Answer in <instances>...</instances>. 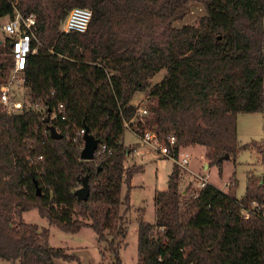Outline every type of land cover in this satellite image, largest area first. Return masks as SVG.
Returning a JSON list of instances; mask_svg holds the SVG:
<instances>
[{"label": "trees", "instance_id": "16d2710c", "mask_svg": "<svg viewBox=\"0 0 264 264\" xmlns=\"http://www.w3.org/2000/svg\"><path fill=\"white\" fill-rule=\"evenodd\" d=\"M192 1L205 13L175 26ZM75 6L91 11L86 29L60 30ZM15 10L35 15L37 50L24 69L27 101L11 114L0 103V259H76L50 245L47 227L23 220L36 208L64 232L91 228L107 242L112 263L122 264L116 242L126 236L131 178L142 170L124 166L132 151L123 140L125 122L139 134L145 127L162 139L173 134L175 157L180 148L203 146L219 172L221 156L256 146L238 144L236 123L239 113L264 111V0H0V17ZM9 44H0V86L13 62ZM161 69L165 75L152 84ZM137 92L149 98L150 115L133 123ZM58 103L65 117L47 123ZM50 124L60 138L50 136ZM81 129L99 140L91 160L80 158ZM178 175L173 164L167 188L155 191L154 222L138 217L137 264H264V176L248 172L238 198L210 183L195 196V189L180 191ZM84 177L89 194L80 200L74 191Z\"/></svg>", "mask_w": 264, "mask_h": 264}, {"label": "rangeland", "instance_id": "374dc122", "mask_svg": "<svg viewBox=\"0 0 264 264\" xmlns=\"http://www.w3.org/2000/svg\"><path fill=\"white\" fill-rule=\"evenodd\" d=\"M204 13L203 6L200 3L192 1L190 2L187 15L183 19L176 21L174 25L181 27L185 24L195 23ZM5 19V16L0 17L1 46L5 40V36L1 31V24ZM3 55L4 52L1 50L0 56ZM165 73L166 70L161 69L151 78V83L159 82ZM11 99L27 101V95L20 89H14L11 93ZM149 102V98L145 92H137L134 95L132 103L137 107L147 110V113L143 115L137 113L134 120L144 122L145 118L150 115ZM129 129V127L125 129L123 140L125 146L132 151L131 154H127L124 157V166L127 167L131 164H137L142 166V170L134 173L131 178V187L129 189L130 208L125 214L127 226L126 236L124 238H118L116 243H119L118 252L122 264H137L138 217L141 216L144 221L149 223L154 222V193L156 189L165 190L167 188V180L172 171L174 160L171 157L156 158L152 146L141 143L139 138ZM148 129L151 128L145 127L144 130ZM236 130L239 145L251 143L256 140L264 142L263 120L259 112L239 113L237 115ZM183 148V151L189 153L190 158L186 165L187 169L180 170L175 164L179 173L178 188L180 191L187 189L189 193L196 184L194 179L195 174L193 173H199L205 174L219 188L228 189L230 192H234L236 197L240 198L245 193L246 175L248 172L264 176V159L262 157V151H259L262 146L257 148L251 145L249 148L240 149L235 157L222 160L221 172H219L216 164H211L208 168L204 169L203 162L205 161L208 165L209 163L205 158V148L203 146L190 145L188 148ZM134 149L139 150V153L136 154ZM232 178L236 181V187L235 181ZM126 190L127 187L124 184L122 186V194ZM187 196L189 195L187 194L182 199V208L186 207L185 201ZM22 218L25 222L37 224L39 227L49 228L50 245L64 247L67 252L76 256V259L70 262L59 260L58 262L61 264H113V253L108 247L107 242L102 241L98 243L96 234L91 228H83L78 233L64 232L56 226L49 224L47 219L42 218L36 208L23 213ZM0 264L6 263L0 262ZM11 264H18V262Z\"/></svg>", "mask_w": 264, "mask_h": 264}, {"label": "built area", "instance_id": "2783aa9c", "mask_svg": "<svg viewBox=\"0 0 264 264\" xmlns=\"http://www.w3.org/2000/svg\"><path fill=\"white\" fill-rule=\"evenodd\" d=\"M91 18V11L86 7L75 6L71 8L65 18L60 23V30L64 32L78 31L82 32L86 29L89 20ZM35 26V15L29 14L23 16L19 11L15 10L13 15L7 16L1 24V31L5 36V39L10 40L9 54L12 58V66L7 75L6 81L0 86V103L7 113H16L22 108L23 101L12 100L11 93L14 89H20L25 92V77L24 69L26 65L27 56L29 53L36 52L37 48L32 46ZM13 89V90H12ZM36 110L43 112V107H34ZM137 113L140 115L146 114L145 108L138 107ZM51 118H64L65 108L62 103H58L54 106L50 113ZM137 120L134 118L131 122L135 123ZM132 124V123H131ZM130 128L132 132L139 138L141 143L149 144L155 151L156 158L171 157L174 160L180 170L187 169L186 165L189 162V153L183 151L184 148L179 149L177 157L173 155L174 146L176 143V137L173 134H168L165 139L160 138L153 129L144 130L142 134L137 133L130 126V122H125V129ZM129 129V130H130ZM78 134H84V129H81ZM106 148V145H102V149ZM138 154L139 150L134 149ZM128 154H131L128 153ZM262 157L264 159V149L262 150ZM192 173V172H191ZM196 181L194 196L197 195V191L204 187L207 183V176L205 174L193 173ZM185 192V190H184ZM259 208L258 205H254ZM242 214L245 218L249 216V209H243ZM106 264V263H104Z\"/></svg>", "mask_w": 264, "mask_h": 264}, {"label": "water", "instance_id": "95a60500", "mask_svg": "<svg viewBox=\"0 0 264 264\" xmlns=\"http://www.w3.org/2000/svg\"><path fill=\"white\" fill-rule=\"evenodd\" d=\"M1 44V40H0ZM51 110L48 109V112L45 117V121L47 123H50L51 117H50ZM49 132L50 136L52 138H60L62 136L61 133H59L55 126L50 124L49 125ZM99 140L94 137L92 134L88 132L87 129L84 130L83 134V147L80 151V158L84 160H91L94 158L96 150L98 148ZM230 158L228 154H224L223 156L220 157L221 160L228 159ZM37 193H39V189H37ZM75 195L78 197L80 200H85L88 197L89 194V184L87 177H84L82 180V184L80 187H78L74 191Z\"/></svg>", "mask_w": 264, "mask_h": 264}, {"label": "crops", "instance_id": "0c3cea01", "mask_svg": "<svg viewBox=\"0 0 264 264\" xmlns=\"http://www.w3.org/2000/svg\"><path fill=\"white\" fill-rule=\"evenodd\" d=\"M259 114L261 115V117H262V120H263V129H264V111H262V112H259ZM139 141V140H138ZM256 143H258V144H260V145H258V144H256V146L255 147H259V146H262V148H260L259 149V151L261 152L263 149H264V142H262V141H258V140H256L255 141ZM194 145H197V144H194ZM192 146V145H191ZM254 147V146H253ZM186 148H188V146L186 147ZM262 153V152H261ZM203 166H204V169H206V168H208V166H210V165H208L205 161L203 162ZM252 173V172H251ZM255 174V173H254ZM257 175V174H256ZM179 176V175H178ZM234 181H235V179L234 178H232ZM207 180H208V183H210V184H212V185H214L215 187H217V188H219L218 186H216L209 178H207ZM231 180V179H230ZM230 182V181H229ZM219 189H221V188H219ZM157 190V189H156ZM155 190V191H156ZM222 191H225V192H228V189H221ZM154 203V202H153ZM25 212H27V211H25ZM25 212H23V213H25ZM39 214V213H38ZM23 215V214H22ZM42 218H44V217H42ZM46 219V218H45ZM48 221V220H47ZM49 223V222H48ZM50 224V223H49ZM83 228H87V227H83ZM82 228V229H83ZM89 228V227H88ZM49 229V228H48ZM50 231V230H49ZM81 231V230H80ZM78 233V232H77ZM49 243H50V235H49ZM99 243V242H98ZM0 262H5L6 264H10L8 261H6V260H3V259H0Z\"/></svg>", "mask_w": 264, "mask_h": 264}]
</instances>
